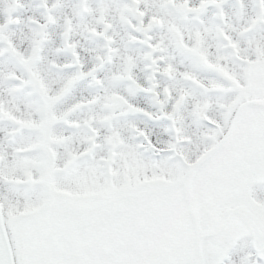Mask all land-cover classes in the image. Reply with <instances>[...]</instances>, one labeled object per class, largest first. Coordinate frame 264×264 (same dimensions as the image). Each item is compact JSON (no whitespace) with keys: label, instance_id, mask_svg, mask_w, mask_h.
I'll return each mask as SVG.
<instances>
[{"label":"snow or ice","instance_id":"snow-or-ice-1","mask_svg":"<svg viewBox=\"0 0 264 264\" xmlns=\"http://www.w3.org/2000/svg\"><path fill=\"white\" fill-rule=\"evenodd\" d=\"M0 264H264V0H0Z\"/></svg>","mask_w":264,"mask_h":264}]
</instances>
